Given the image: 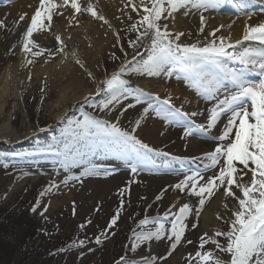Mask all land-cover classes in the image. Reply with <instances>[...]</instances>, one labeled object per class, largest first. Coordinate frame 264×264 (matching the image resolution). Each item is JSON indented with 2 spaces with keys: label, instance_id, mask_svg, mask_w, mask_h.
Here are the masks:
<instances>
[{
  "label": "snow or ice",
  "instance_id": "snow-or-ice-1",
  "mask_svg": "<svg viewBox=\"0 0 264 264\" xmlns=\"http://www.w3.org/2000/svg\"><path fill=\"white\" fill-rule=\"evenodd\" d=\"M226 2L228 0H126L123 8L129 9L127 18L132 20V13L138 17L129 26L130 31L137 33L136 38L129 40L128 44L137 50L144 46L142 41L148 39L150 55L139 65H134L133 61L141 55L139 51H135L131 60L126 59L117 70L99 81L96 94H103L105 98L101 103L92 105L100 111H105L129 97L134 98L135 104H141L142 99L148 100L144 113H148L149 108H152L156 116L169 125L182 127L184 137L196 134L209 136L210 130L216 128L222 117L225 118L222 132L219 135H211V139L216 143L213 150L204 153L202 159L207 161L206 163L190 168L188 165L200 158L170 156L169 153L158 151L140 139L135 131L121 127L119 119L115 122L102 119L83 111L82 108V119L65 118V135L59 142L43 149L59 157L61 166L65 169L85 162L90 165L88 158L96 155H111L125 161L133 174L152 162L153 154L166 158L162 163L169 169L175 170V166L179 165V170L185 173L184 178L171 187L189 199L195 198L197 204L194 206L183 202L175 212L169 209L162 217L145 215L139 220V231L132 232L130 251L135 252L141 245L154 239L167 238L171 242L166 255L142 257V264H158V261L171 257L177 247L185 242L188 218L194 216L196 222L192 224V228L198 227L205 205L221 190L223 207L230 210L231 215L226 217L217 212L216 218L222 220L227 228H216L211 235L204 232L199 237L197 250L185 257L187 264H264V21L245 24L242 38L234 42L230 35H217L225 27L221 24L209 33L211 39L204 44L199 40L195 43H181V37L185 36V33L173 32L169 25L163 22L174 17L180 9L203 10L199 29V32L203 33L207 22L203 12L218 9ZM232 3L238 12L247 15L249 20L252 18V13L248 11L249 2L232 0ZM261 11L264 12V8ZM65 12L69 13L67 17ZM85 13L111 27L110 21L91 0L86 5L82 4L81 0H39L38 7L35 8L22 35V51L33 57L27 63L32 64L36 57L43 56L45 52L50 58L57 55L67 58L65 49L69 45L60 34H54L58 42L55 52L42 47L34 39V35L51 32L54 20L62 17L67 19L69 27L78 25V17ZM26 15H21L19 19L24 20ZM0 26H3L2 20ZM228 27L231 28V24ZM115 36L119 41L118 31ZM245 42L251 43L245 45ZM120 47L123 49L122 44ZM71 55L81 68H85L78 52L73 51ZM112 55L114 59H119L114 53ZM124 55L127 57L128 53L124 52ZM176 71L180 73L176 76L178 80L186 81L201 99L212 102V107L206 109V125H197L192 119L201 115V112L189 113L176 108L172 104L171 96L159 104H154L153 100H160L158 93L146 92L142 87L129 88V81L124 78L128 72L148 76L164 73L171 77ZM87 75L93 80L96 79L91 71H88ZM88 99V96L84 97L85 102ZM135 104L129 103L127 107H135ZM120 114L123 115V112ZM143 119L144 116L141 115L135 120L133 128H140ZM4 167H7V164ZM111 174L108 169L95 166H86L82 172V176ZM70 179L81 181V177L66 176L63 183L67 185ZM58 187L53 181L41 196ZM126 191L127 188L122 189L121 193ZM162 196L163 192L157 195L156 199L160 200ZM229 200L234 202L232 209H229ZM39 206L37 202L32 211L35 212ZM172 207L175 208L176 205ZM44 211H47V208ZM73 211L75 212V207ZM118 218L119 211L113 216L108 227L116 225ZM165 221H168L169 226L166 227ZM87 223L90 224L91 220ZM148 225L155 227L148 228ZM85 226L80 225L81 228ZM96 242L101 243L99 236L96 237ZM186 243L192 244V241L187 240ZM84 244L85 240L77 239L71 246L80 247ZM208 244L214 245V248H206ZM116 264H135V261L121 256Z\"/></svg>",
  "mask_w": 264,
  "mask_h": 264
},
{
  "label": "rangeland",
  "instance_id": "rangeland-1",
  "mask_svg": "<svg viewBox=\"0 0 264 264\" xmlns=\"http://www.w3.org/2000/svg\"><path fill=\"white\" fill-rule=\"evenodd\" d=\"M18 1L9 0L8 3L12 7ZM100 3L103 4L98 9L101 12L107 0H101ZM11 10L18 12L15 17L17 23L22 24L26 18L22 21L19 18L25 13L21 9H8L4 4L0 5V20L11 15ZM82 16V20L89 21L88 19L92 18V24L95 22V25L100 26L98 29L101 36L103 21L97 20L91 15H88L89 18L86 14ZM108 16L111 18L105 15L111 23L116 24L115 32L120 33V40L117 41L114 32L113 38L107 43L105 42L102 53L96 59H83L85 68H81L78 75L85 79L81 86L86 88L94 87L96 89L99 81L117 70L126 59L131 60L135 51H139L141 55L133 61L134 65H139L150 55L148 39H144L142 41L144 46L137 50L129 46L128 41L135 40L137 33L129 30L131 24L124 20L120 9L110 10ZM132 16L133 19L129 20L131 23L138 18L135 13H132ZM163 22L168 23V19ZM199 23L200 21L194 25ZM94 24L93 26H95ZM104 25L109 27L108 24ZM195 27L199 35L205 33L199 32V26H193V28ZM22 29L24 31L25 28ZM109 31L108 29V34ZM106 35L104 34L103 38L106 39ZM190 39L189 34L185 33L180 42L189 43ZM121 44L123 49L120 47ZM50 46L51 50L55 52L58 42H52ZM8 49L9 42H0V264H116L121 256H127L134 260L135 264H142V257L166 255L171 243L167 238L154 239L141 245L135 252L130 251L132 232L133 230L139 231L138 222L145 215L162 217V213L172 207V197L175 193L184 196L183 202H189L194 206L197 204L195 198L189 199L171 187L182 180L184 176L162 174L163 160L156 155L152 162L136 174L130 171L125 161L111 155L89 157L90 165L85 162V164L74 165L71 169L63 168L59 157L43 149L47 145L59 142L65 135L67 124L63 125L62 123L66 122L67 115L71 113L72 118L82 119L81 106L79 105L82 100L73 104L69 103L71 110L77 113H73L71 110L65 111L61 119H56V113L59 111L54 106L58 98L56 81L54 82L53 79V81L47 82L45 78L39 79L35 75L40 71L43 72L44 67H54L64 55L51 58L46 56L25 67L23 64L29 60L30 55L28 58V54L22 51V45H18L12 55L6 53L9 52ZM19 51L22 53V61L16 69L17 73L20 72L19 77L22 76V82L17 85L15 83L17 80L11 77L15 75L12 73L14 72L13 68L19 62ZM124 52L128 53L127 57ZM113 53L119 59H114ZM90 70L95 72H92L96 77L95 80L87 75ZM27 72L32 73L31 79L26 75ZM124 78L129 81V88L142 87L144 81L154 79L147 74L136 72H128ZM162 83L164 90L161 94L165 96L169 89L173 88V84L164 82L163 79ZM93 93L90 94L93 95ZM104 98L103 94L91 97V99L89 97L87 106L97 117H104V119L113 122L119 119L121 127L135 131L141 139L146 137L139 131L142 126L151 125L155 119L162 121V125H157L155 140L145 141L144 139L143 141L150 146L175 151L178 154L186 150L188 145L184 140V132L156 116L152 108H149L148 113H144V109L148 107V100L142 99L141 104H135L134 98L129 97L127 100H122L121 104L105 111L92 107L94 104L101 103ZM129 103L135 104V107L128 108ZM121 112L123 115L120 114ZM141 115L144 116L141 127L133 128L135 120L139 119ZM158 130L161 131L158 133ZM17 136L18 138L15 139ZM203 144H208L209 147L213 145L212 142L206 141H203ZM200 150L202 149L199 148L193 152ZM5 164L7 167H4ZM86 166L108 169L112 174L82 176ZM110 167L112 168L110 169ZM66 176L81 177L82 182L70 179L65 185L63 180ZM53 181L59 187L53 188L46 195L41 196V193L48 189ZM125 188L128 191L121 193V190ZM161 192H163L162 199L157 200L156 197ZM54 199L59 202L52 207ZM121 201H123V207H121ZM37 202L40 206L33 212L32 209ZM223 202L222 196L220 204ZM228 203L231 207V200ZM74 207L75 212L73 211ZM45 208L47 211H44ZM118 211L117 224L109 228L111 219ZM221 211L228 216V211L222 205ZM89 220H91L90 224L87 223ZM201 220H199L198 227L192 228V224L196 222L195 218L194 216L188 218L185 242L177 247L171 257L158 261V264H187L185 257L188 253H194L197 250L199 237L204 232L211 235V230L204 231ZM219 222L222 228H227L223 221L219 220ZM81 224L86 226L81 228ZM146 227L154 228L155 226L148 225ZM102 233L106 235H102ZM98 236L101 238L99 244L96 242ZM77 239L85 240V244L80 247H72L73 241ZM220 239L223 240V238ZM187 240H191L192 244H187ZM206 248H214V245L208 244ZM217 254L219 255V253ZM176 258L177 262L174 263Z\"/></svg>",
  "mask_w": 264,
  "mask_h": 264
},
{
  "label": "bare ground",
  "instance_id": "bare-ground-1",
  "mask_svg": "<svg viewBox=\"0 0 264 264\" xmlns=\"http://www.w3.org/2000/svg\"><path fill=\"white\" fill-rule=\"evenodd\" d=\"M36 1L37 0H19L16 5H13L12 7L11 6L7 7L8 9L10 8L12 9L15 8L16 10L21 9V11L27 14L26 15L27 18L22 24L17 23L15 14H18V12L16 11L13 12V10H11L12 13L11 15L6 16L2 19L3 26H0V42H9V49H8L9 52H6L7 54L10 53V55H12L13 52H15V50L17 49L18 45H22V35L26 31L30 23V17L35 11V9L33 8H35V6L37 5ZM88 2L89 0H81V3L84 5H86ZM91 2L97 4L98 9L103 5L102 3H100L101 0H91ZM125 2L126 0H107L105 7L101 10V13L103 15H107L108 18H111L108 16L110 10L120 9V12L122 13V17L124 18V20L127 23L131 24V22L127 18V13L129 12V9L123 8ZM186 10L189 11L188 9ZM185 12H181V10L176 12L174 14V17L168 19L169 21L168 25L170 30L173 32L183 31L184 33H188L189 36L191 37L189 43H195L196 40H199L201 44H204L209 39H211V37L207 34H209L213 29L219 27L221 24L225 25V27L221 29V31L217 33V35H223L225 37L230 35L232 41L234 42L235 40L242 38L245 24H256L264 21V13L255 14L254 16L252 15V18L250 20L247 15H244L243 17H241V19L236 18L238 21L235 24H233L231 28H229L228 25L231 24V20H233L234 18L233 15H229L226 12H216L213 14L212 12L211 13L203 12V15L207 18V22L205 25L206 30H204V32L207 34L204 33L203 35H199V33L197 32V28L196 27L193 28V26L201 27V22L198 25H194V24L197 23L195 18L197 17V19L199 20L202 11L197 14H194V16L191 17L192 21L195 20L193 22L189 20V15L186 16ZM85 14L87 17L88 15H90L87 13ZM68 15L69 13L65 12V17H67ZM82 17H83L82 15L78 17L79 19L78 25L74 24L71 27L68 26L67 19L63 17L56 19L53 22V28L51 32H45L42 35H34V39L42 47L46 49H51L52 47L50 45H52V42L56 41L54 34H60L62 38L65 39L66 43L69 45V47L65 49V53L67 54V60H65V56H62L59 62L56 65H54V67L52 68H50V66L44 67L43 72L40 71V73H37L36 75L34 74L39 79L45 78L47 82H51L53 81V79L54 82L56 81L55 85H57L58 87V98L54 106L56 107L57 110H59L56 113V119L58 120L61 119L63 112L65 111L68 112L71 110V106L69 103L73 104L76 101L84 100V97L86 96L89 97V94L93 92H94L93 96L97 95L96 89H94V87L86 88L84 86H81V84L85 82V79H83L82 76L78 75L79 71H81L80 70L81 67L75 62V59L71 55V53L73 51L78 52L79 58L83 62H84L83 59H91V60L96 59L102 53L105 44L113 38L112 36H114V32L117 30L116 24L114 22L113 23L110 22V24L111 26H115L116 28H109L107 25L103 24L101 26L103 27V32L101 33L102 38H101L98 29L100 28V26L95 25L94 24L95 22L93 23L95 26H93L92 18L88 17L89 21H87V20H82L83 19ZM98 24L101 25V23L99 22ZM22 28H25L24 31ZM108 29L110 30L109 34L107 33ZM104 34L106 35L105 36L106 39L103 38ZM195 34L197 35L196 38H195ZM69 36L71 37V39H68ZM183 42L184 41H181V43ZM46 56H48L47 52H45L41 57H36L34 61H37L38 59L41 58H45ZM18 57H19V62H17L15 68H13L14 72L12 73L15 75L11 77L12 79L15 78V80H17V82H15L17 85L22 82L21 81L22 76L19 77L20 72L17 73L18 71L16 69V67L20 66L21 64L20 62L22 61V53L20 51L18 52ZM28 58L33 59L31 54H28ZM23 65H25V67H28L30 64H28L26 61ZM27 73L26 75L30 77L33 76L32 73L30 72ZM17 77H19L20 79ZM152 77H154V79L152 78L151 80L144 81L142 83L143 86L142 88L146 92H152V93L162 92L164 90V85L162 83V79H163L164 82H171L173 84V88H171L168 92V97L171 96L172 104L184 105L190 110H195L196 108L200 107V101L198 100L195 93L194 92L192 93L189 90V88H187L181 82L176 81L175 77H168L163 73H161L158 76H152ZM168 97L166 96L165 99H167ZM156 103L159 104L160 101H156ZM72 112L75 113L76 111H72ZM153 121L154 123H151V125L142 126L141 129L139 130L145 134L146 136L144 137L145 141L155 140L156 138L155 134H157L156 130L158 129L157 125L159 124L162 125V121L156 119ZM225 122L226 119L224 118L221 119V121L217 124L216 128L211 129V131H213L211 132V135L213 134L219 135L222 132L221 130ZM163 126H167V125H163ZM160 131L161 130H158V133ZM16 138H18V136L15 137V139ZM185 140L187 142L188 147L186 148L185 151L180 153L182 155H185V158H190L191 156H196L199 153L211 151L213 149L212 147L215 145V143H213L211 147H209L208 144L202 145L203 141H200L197 138H193V137H188ZM199 148H201L202 150H200L199 152H193V150ZM171 152H169L170 155H172ZM203 162L206 163V161L204 160ZM221 200H222V193H219L205 207L204 211H202L201 218L203 222L202 226L204 231L211 230L213 232L216 228H218L219 222L215 217L216 216L215 213L221 212V205L223 206L224 203L223 202L222 204H220ZM172 201L173 203H175L176 206L183 202V200L179 201V196L176 194L175 196H173ZM52 202L53 203L51 206L53 207V205L56 206L59 201L57 199H54ZM176 260L177 258L174 260V263L177 262Z\"/></svg>",
  "mask_w": 264,
  "mask_h": 264
}]
</instances>
